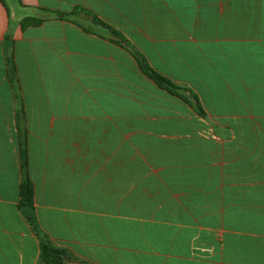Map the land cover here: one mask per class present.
<instances>
[{
  "label": "crops",
  "instance_id": "0c3cea01",
  "mask_svg": "<svg viewBox=\"0 0 264 264\" xmlns=\"http://www.w3.org/2000/svg\"><path fill=\"white\" fill-rule=\"evenodd\" d=\"M42 243L264 264V0H0V264Z\"/></svg>",
  "mask_w": 264,
  "mask_h": 264
},
{
  "label": "trees",
  "instance_id": "16d2710c",
  "mask_svg": "<svg viewBox=\"0 0 264 264\" xmlns=\"http://www.w3.org/2000/svg\"><path fill=\"white\" fill-rule=\"evenodd\" d=\"M58 18H63L65 16L61 14H55ZM42 22L41 19L38 18H32L27 17L20 21L21 28H25L27 26H38ZM94 22L96 24H102L100 21L96 20L94 18ZM120 40V44L123 46H126V42L124 40ZM140 69L142 72H144L150 79H152L160 88H163L170 92L171 94L178 95L179 88L176 87L174 84H172L170 81L166 80L159 74L155 73L153 70H151L148 66L143 65L141 61L138 60ZM21 161L22 166L25 167V159H24V153H21ZM20 196H21V205L25 207H31L32 206V197H33V187L31 182L26 178L21 183L20 187ZM28 222L33 226V229L35 231L34 227V221L33 218L27 217ZM40 264H63L65 261H69L70 258L67 256V254L63 250L56 249L47 243H42L40 248Z\"/></svg>",
  "mask_w": 264,
  "mask_h": 264
}]
</instances>
